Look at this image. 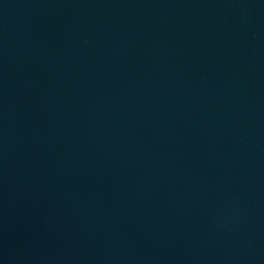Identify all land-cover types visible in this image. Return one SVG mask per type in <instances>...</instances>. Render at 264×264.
<instances>
[{
    "label": "water",
    "instance_id": "obj_1",
    "mask_svg": "<svg viewBox=\"0 0 264 264\" xmlns=\"http://www.w3.org/2000/svg\"><path fill=\"white\" fill-rule=\"evenodd\" d=\"M0 264H264V0H0Z\"/></svg>",
    "mask_w": 264,
    "mask_h": 264
}]
</instances>
